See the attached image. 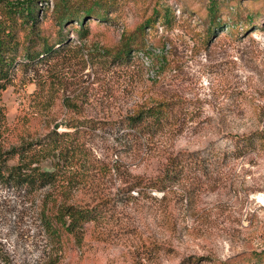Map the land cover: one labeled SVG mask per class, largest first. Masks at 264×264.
Here are the masks:
<instances>
[{"label": "rangeland", "instance_id": "1", "mask_svg": "<svg viewBox=\"0 0 264 264\" xmlns=\"http://www.w3.org/2000/svg\"><path fill=\"white\" fill-rule=\"evenodd\" d=\"M242 1L248 8L264 7V0ZM108 2V21L85 20L87 39L94 43L86 41L83 53L87 58V50L117 43L122 30L150 17L155 0ZM208 2L160 0L177 19L169 30L165 68L151 64L150 57L148 63L140 59L142 70L131 66L129 73L92 65L79 71L70 65L62 71L65 88L51 90L46 81L38 97H34L38 86L32 72L17 71L13 83L0 92L8 127L2 135L4 143H15L28 133H45L68 114L119 118L142 97L159 92L185 99L195 121L171 140L163 138L173 151L206 148V153L216 152L212 147L230 148L231 134L264 129V109L259 115L253 110L256 104H264V31L254 30L236 39L224 27L206 44L198 42L196 34L204 29L198 19H204ZM38 9L42 25L55 31L53 0H41ZM146 30L151 39L153 29ZM67 34L72 42H80L74 31ZM252 53L258 56V67L249 61ZM77 76L85 80L84 85L95 80L87 98H82L83 108L67 112L62 99L74 96L72 82ZM112 134L96 130L92 138L96 156L105 153L103 164L116 159L129 172L125 179L139 175L137 179L145 182L161 172V151L143 154L132 141L122 153L105 152ZM99 176L117 194L113 211L98 223H88L81 241L70 237L59 246L43 234L38 203L0 184V264H179L186 258L200 264L230 259L252 264V251L264 249V152L253 151L225 164L185 168L183 179L171 185L169 196L162 201L158 199L161 191L129 193L125 187L130 182L121 184L114 175L112 180ZM82 195L85 203H93Z\"/></svg>", "mask_w": 264, "mask_h": 264}, {"label": "trees", "instance_id": "2", "mask_svg": "<svg viewBox=\"0 0 264 264\" xmlns=\"http://www.w3.org/2000/svg\"><path fill=\"white\" fill-rule=\"evenodd\" d=\"M243 2L209 0L204 19H198L204 29L201 35L195 33L199 38L197 41L206 44L216 37L218 29L222 31L224 27H229L228 33L236 39L250 36L254 30L264 31V7L248 8ZM38 3L41 0H0V92L13 83L17 71L32 72L38 86L34 97H38L46 81L51 90L65 88L66 79L62 71L70 65L78 67L79 71L92 65L128 72L131 66L142 70L140 59L148 63V57L151 64L158 63V68L167 65L164 59L169 30L177 19L169 7L160 4V0L153 3L150 17L130 30H122L117 43L87 50L88 58L83 53L86 41L91 43L87 39L88 21L85 20L95 17L98 21H108L110 2L53 0L55 31L42 25ZM157 22L162 26L161 33L158 32ZM146 28L154 31L151 39ZM67 31H74L80 42H72ZM91 44L93 46L94 43ZM252 56L249 61L254 64L253 67H258L257 54L252 53ZM76 79L72 82L74 96L62 99L67 112L77 113L83 108L82 98H87L89 86L95 80L84 85L85 80L80 76ZM263 107L262 103L256 104L253 110L259 115ZM188 108L185 99L159 92L142 97L119 118L68 114L53 123L45 133H28L17 142L6 145L2 135L8 127L4 106L0 104V184L38 203L43 234L53 246H59L70 237L81 241L88 223H98L113 211V200L117 194L108 189L110 185H107V180L102 181L100 173L111 180L114 175L113 178L121 184L130 182L125 187L129 193L141 189L161 191L158 199L162 201L169 196L171 185L183 179L182 170L185 168L207 166L210 162L225 164L253 151L264 152L263 128L231 134L228 137L230 148L212 147L216 152L206 153V148L173 151L170 146L166 147L163 138L171 140L195 122ZM96 130L113 132L105 149L107 153L112 154L114 150L122 153L132 141L143 154L161 151V172L147 182L138 180L139 175L133 180L125 179V176L129 178V172L122 169V163L109 159L108 165V161L103 164L105 153L102 157L96 156L92 146ZM158 138L160 142L153 143ZM74 194H77L76 197ZM79 195L89 197L93 203H85ZM252 256V264L264 263V249L252 251ZM213 261L209 260L208 264H239L235 259ZM179 264L200 262L186 258Z\"/></svg>", "mask_w": 264, "mask_h": 264}]
</instances>
